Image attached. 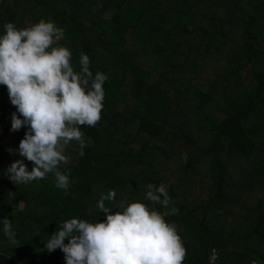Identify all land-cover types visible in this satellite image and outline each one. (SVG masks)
Returning <instances> with one entry per match:
<instances>
[{
  "label": "trees",
  "instance_id": "1",
  "mask_svg": "<svg viewBox=\"0 0 264 264\" xmlns=\"http://www.w3.org/2000/svg\"><path fill=\"white\" fill-rule=\"evenodd\" d=\"M41 19L65 30L77 70L84 53L108 76L104 107L81 126L84 154L66 149L67 190L51 174L16 185L3 162L11 148L31 170L18 152L27 129L11 131L16 107L0 85V264H65L44 247L65 219H96L110 189L115 210L147 204V183L166 185L179 209L165 219L184 264H264V0H0V34Z\"/></svg>",
  "mask_w": 264,
  "mask_h": 264
},
{
  "label": "clouds",
  "instance_id": "2",
  "mask_svg": "<svg viewBox=\"0 0 264 264\" xmlns=\"http://www.w3.org/2000/svg\"><path fill=\"white\" fill-rule=\"evenodd\" d=\"M3 29L0 85L7 87L16 107L11 131L27 129L19 142V155L32 162L29 170L17 159L6 175L20 185L51 174L55 187L67 190L70 170H61L70 160L66 149L75 142L79 154H84L88 141L81 126L94 127L100 121L108 76L100 71L93 74L90 58L84 53L77 70L71 49L61 44L65 30L52 20L41 19L22 28L5 22ZM115 198V190L101 194L94 220L65 219L44 243L45 249L54 252L59 248L65 264H184L187 250L177 226L165 219L179 213L166 185L147 183L143 192L147 204L121 201V210H115ZM156 205L163 211L156 210ZM101 212L103 220L97 219ZM89 215L93 213L89 211ZM3 233L16 243V231L8 218L3 219Z\"/></svg>",
  "mask_w": 264,
  "mask_h": 264
},
{
  "label": "rangeland",
  "instance_id": "3",
  "mask_svg": "<svg viewBox=\"0 0 264 264\" xmlns=\"http://www.w3.org/2000/svg\"><path fill=\"white\" fill-rule=\"evenodd\" d=\"M65 154H66V152H65ZM5 155L7 156L8 159H6L7 161H4V162H3V163H7V164H4V168H2L4 171L7 170V168L9 167V165H10L13 161L19 159V157H18L16 154H14V153H10L9 151H7V152L5 153ZM29 162H31V161H29ZM31 163H32V162H31ZM31 166H32V165H31ZM166 221H167V220H166ZM178 228H179V229H182L183 226H182V225H178Z\"/></svg>",
  "mask_w": 264,
  "mask_h": 264
}]
</instances>
